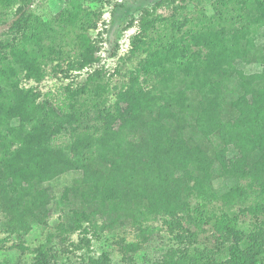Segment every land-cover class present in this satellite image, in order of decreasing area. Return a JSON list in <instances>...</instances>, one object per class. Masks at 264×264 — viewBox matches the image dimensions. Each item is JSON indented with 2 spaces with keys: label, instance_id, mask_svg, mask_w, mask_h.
<instances>
[{
  "label": "trees",
  "instance_id": "16d2710c",
  "mask_svg": "<svg viewBox=\"0 0 264 264\" xmlns=\"http://www.w3.org/2000/svg\"><path fill=\"white\" fill-rule=\"evenodd\" d=\"M214 1L143 9L129 56L108 74L92 35L103 14L91 0H67L49 19L38 0H0L8 236L23 237L26 218L46 216L60 195L70 230L84 229L62 252H81L84 264H110L94 239L111 220L139 238L165 227L153 257L118 241L131 264H264V0H220V10ZM51 74L75 84L45 91ZM32 252L34 264H61L52 237Z\"/></svg>",
  "mask_w": 264,
  "mask_h": 264
},
{
  "label": "rangeland",
  "instance_id": "374dc122",
  "mask_svg": "<svg viewBox=\"0 0 264 264\" xmlns=\"http://www.w3.org/2000/svg\"><path fill=\"white\" fill-rule=\"evenodd\" d=\"M35 6L40 11L46 19L51 17H56L61 15L62 9L64 8L67 0H38ZM161 0H91L96 10L102 11L101 21L98 23V28L92 31L93 38L99 41L101 51L99 56L101 57V67H105L108 71L107 73H113L115 68L119 65L118 60L121 57H128L130 50L132 49V42L135 35L139 31L138 20L142 14V10L145 8H153ZM214 8L218 7L220 10V0H215L213 3ZM120 5V6H119ZM200 7L197 9L199 10ZM196 10V8H194ZM191 9L190 14L195 17L196 12ZM197 11V10H196ZM215 9L210 10L205 8L202 10L201 14L211 16ZM158 15L163 17H170L173 14V10L167 7H161L158 9ZM136 20L135 26L128 28L131 21ZM8 25H3L0 27V34L7 30ZM76 75V74H75ZM87 72L79 74L76 78L78 80H85ZM114 77V84L121 78ZM71 80L60 81L52 74L46 79L44 83L45 91H59L60 83L64 86L69 84ZM75 87V86H74ZM115 94V93H114ZM112 98L111 104L114 102V96ZM58 180H63L58 179ZM57 180V181H58ZM57 185H63V181H58ZM57 189V187H54ZM55 192V191H54ZM60 195L57 198L49 199L51 203V212L46 214H39L35 210V216L32 218H26V227L28 232L24 234L23 237H16V235L11 236L7 234L6 230L9 225V216H7L6 222L0 226V264H18L19 259L23 264H34L33 258L35 254L32 249L35 247H40L44 245L48 238H53V244L59 250V256L61 264H84L81 257V252H69L68 254L63 253V247H68L71 243H78L79 239L84 235V229L79 231L70 230L68 222L71 220L72 213L69 212L68 207L61 205L62 200H60ZM4 217V216H3ZM45 220V222H44ZM3 221V218L1 219ZM110 228H103L102 234L103 238L101 241L97 242L94 239V251L95 255L99 257L103 252H108L110 255V264H131L123 253V246L117 245L121 238H127L128 243L137 242L144 249L149 256H156L157 252L155 250L164 246L163 239H167L165 227L160 222L157 227L160 230L156 231L165 235H155L150 237H138V234H134L133 230H128L124 224H120L119 221L113 223L109 221ZM86 228L89 229V237H93V230L89 228V223H85ZM106 227V226H105ZM59 238L62 239L59 240ZM73 248V247H72ZM158 255V254H157ZM140 257L142 254L140 252ZM128 257L132 258L131 254ZM134 258V256H133Z\"/></svg>",
  "mask_w": 264,
  "mask_h": 264
}]
</instances>
